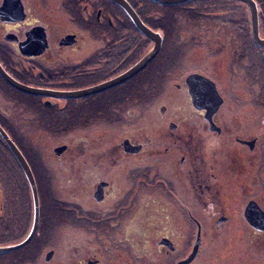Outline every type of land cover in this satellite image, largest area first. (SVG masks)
I'll return each mask as SVG.
<instances>
[{"label": "flooded vegetation", "instance_id": "obj_1", "mask_svg": "<svg viewBox=\"0 0 264 264\" xmlns=\"http://www.w3.org/2000/svg\"><path fill=\"white\" fill-rule=\"evenodd\" d=\"M128 1L141 17L143 4ZM151 1L168 6L145 11L155 26L141 17L162 34V49L164 25L171 21L173 48L167 70L159 72V52L122 83L86 95H66L116 78L154 42L112 0H0L2 66L24 84L64 94H29L0 75L8 84L0 82L1 98L7 103H0V117L7 127L0 124L13 140L33 142L25 128L35 124L55 131L58 138L78 131L74 137L83 136L91 149L105 148L89 155L98 173L81 169L80 176L74 175L73 191L92 182L86 202L46 198L42 190L61 189L62 182L58 188L55 182L56 165L47 169L42 159L45 169L36 172L18 146L40 196V222L31 239L37 237L38 246H30V241L1 251L0 264H179L190 256L200 235L198 252L187 263L193 264L205 239L203 223L216 220L220 225L232 217L244 218L247 235L264 236V47L254 40L250 7L242 0L168 5ZM255 1L264 37V0ZM58 7L91 35L87 44L92 49L96 45L92 56L80 60L73 54L82 48L77 32L51 41V31L59 25ZM162 94L168 103L161 104ZM126 140L138 149L126 150ZM6 146L10 152L4 155L15 158L31 191ZM66 149H54L55 162ZM110 162L118 166L104 169ZM1 166L2 247L19 244L29 235L34 206L29 223L25 184L6 185ZM72 170L74 174L76 168ZM235 174L237 182L232 184L229 175ZM224 183L240 190L233 214L224 206ZM5 190L12 197L8 217L2 207ZM181 239L195 242L180 246Z\"/></svg>", "mask_w": 264, "mask_h": 264}, {"label": "rangeland", "instance_id": "obj_2", "mask_svg": "<svg viewBox=\"0 0 264 264\" xmlns=\"http://www.w3.org/2000/svg\"><path fill=\"white\" fill-rule=\"evenodd\" d=\"M31 9L33 8L31 7ZM58 9V11L55 9V16L56 19H58L59 25L58 28L51 31V41L56 43L57 39L62 35L70 32H77L79 40H82V43L81 41L79 43V47L82 46V48L76 53L73 52V54L80 60L92 56L96 45L92 49V46L90 47L87 44L89 43L88 38H90L91 35L88 32L81 31L78 25H76L73 21H70L71 15L69 12L63 11L59 7ZM83 39H85L86 42ZM61 52L62 54L64 53V51ZM71 56L74 57L72 54ZM1 93L2 92H0V103L7 105V103H5L6 100L4 101L1 98ZM160 102L161 104H164L165 102L168 103L167 95L164 96V94H162L160 96ZM28 118H31L30 114ZM39 128V126L33 124L29 125L25 129H27L28 133L30 132V134L33 135V143L36 145V148H38L39 155L41 159L45 161L47 169L51 168L50 166L54 167L56 165L55 168L57 167V169L55 171L57 174H55V176L57 180H55V182H58L57 188L60 182H62L61 189H54L47 192L45 193V197L51 199L53 198V195H55V197L61 199H79L87 202L89 200V188L92 182L88 181L86 186L79 184L82 189L73 191V178L74 175L76 178L80 176L81 169L90 173L89 175H92L90 170H93L95 174L98 173V167L95 169L91 168L89 155L94 152L93 150L105 152V148L101 147L100 149H91L89 141L84 139L83 136L80 137L83 140L76 139L74 137L78 136V131H74L58 138L55 131L47 128H44V130ZM64 144L68 146L66 152L59 157L56 156L57 162H55L54 149L57 146ZM113 166L118 165H112L110 162L106 164L104 169L110 170ZM72 168H76L74 174ZM236 178V174L229 175L230 183L235 184L237 182ZM52 180L54 182V175H52ZM240 182H242L241 177ZM76 184L77 183H75V185ZM224 185V206H226L233 214L236 212L235 205H237L240 201V190L234 189L226 183H224ZM229 187L232 189H228ZM45 221V219H42V222ZM190 226L194 232L197 231V225L195 223H191ZM203 230L206 231V234L204 242L201 245V255L193 264H264V236L262 234L247 235V223L243 217H232L230 220L224 221L220 225L217 224L216 220L213 222L207 221L203 223ZM247 236H249V238ZM250 236L254 237L252 238ZM55 240L56 238L52 241L55 242ZM181 240L182 242H185V244L182 242L180 243L178 240L180 246H186V244L193 245L195 242V239ZM188 240L190 242H188Z\"/></svg>", "mask_w": 264, "mask_h": 264}, {"label": "water", "instance_id": "obj_3", "mask_svg": "<svg viewBox=\"0 0 264 264\" xmlns=\"http://www.w3.org/2000/svg\"><path fill=\"white\" fill-rule=\"evenodd\" d=\"M121 7L124 8V10L128 13L134 24L137 26V28L147 37H149L151 40H153L154 45L153 47L141 58L139 59L134 65H132L129 69H127L125 72L120 74L114 79L108 80L106 82H103L99 85L83 89L77 92H73L72 94H66V95H86L89 93L97 92L109 87H112L114 85H117L119 83H122L131 77L135 76L138 72H140L142 69H144L148 63L159 53L162 43H163V36L161 35L160 32H157L153 30L151 27H149L143 20L142 18L138 15V13L135 11L133 6L130 4L128 0H112ZM156 2L162 3V4H175V3H181L187 0H154ZM245 1L249 7H250V14H251V21H252V31H253V36L254 40L257 45L263 46L264 47V37L260 35V30H259V13H258V6L255 0H242ZM0 75L8 81L12 86L15 88L29 93V94H35V95H64L58 91L55 90H49V89H44V88H37L33 87L27 84H24L14 78L12 75H10L5 68L2 66L0 62ZM0 135L4 139L5 143L8 145V147L11 149L13 154L15 155L16 159L18 160L21 168L23 169L28 182L30 183L31 186V192H32V199H33V206H34V216H33V223H32V229L29 233V235L25 238V240L19 244L16 245H11V246H0V252L4 250H8L11 248H16L25 245L26 243L30 242L31 239L34 237L38 226L40 222V196L38 192V187L36 184V179L34 176V173L32 171V168L30 164L28 163L27 159L23 155L22 151L18 147V145L14 142V140L10 137V135L7 133V131L4 129V127L0 124ZM124 144L126 145V150H137V147L130 146L131 143L129 141H125ZM67 148L66 145H62L59 147L55 148V152L61 153ZM101 189V186H100ZM261 229H264V222L262 221V226ZM199 231H201V225L199 224ZM200 235L198 239L196 240V243L194 244V249L190 256L180 262L179 264H187L189 263L197 254L198 252V247L200 244Z\"/></svg>", "mask_w": 264, "mask_h": 264}, {"label": "trees", "instance_id": "obj_4", "mask_svg": "<svg viewBox=\"0 0 264 264\" xmlns=\"http://www.w3.org/2000/svg\"><path fill=\"white\" fill-rule=\"evenodd\" d=\"M132 4H134L135 6H139L140 3L143 4V7L140 9L141 12V17L149 24L155 26V23L153 21H151V17L150 15H146L145 11L151 10L152 8H156L158 7H168V6H161L159 4H155L154 2H152L151 0H130ZM114 4V3H113ZM145 7V8H144ZM144 9V10H143ZM147 14H150L149 12ZM167 20V19H166ZM168 21V20H167ZM170 19L168 21V23H166L165 26V33H166V40H165V46L163 47V49L160 51L158 57H159V72H163L165 70H167V66L169 63V51L172 47H170L169 45V38L170 35H168L169 31H170ZM0 82L4 83L5 85L8 86V84L0 77ZM0 123L6 128V124L4 123L3 119L0 117ZM14 140L16 141V143L18 144V146L21 148V150H23L25 152V154L28 157V160L31 164V166L33 167V169L37 172L38 170H42L43 168V164H42V159L39 155V151L38 148H36V145L30 141V142H26L23 141L21 139L18 138H14ZM3 151H9V149L7 148L5 142L3 139H1L0 137V164H2L1 169H2V180L6 185H9L11 183H20L23 182L25 184V188L27 190V195L23 198L24 200L27 201V206L29 205L30 207V212H29V223L32 222V216H33V212H32V203H33V199H32V194L30 189H28L27 187V180L25 179L24 175L22 174V172L20 171L15 158L11 155V153H9V155H4ZM10 152V151H9ZM12 170V174H10L9 170ZM45 169V166L44 168ZM43 179H45V176L43 177ZM44 181V180H43ZM38 183L39 186L41 184L40 178H38ZM43 191V195L44 192H50L48 191ZM9 190H5V196H4V203L2 205V207L4 206V217H8L9 213L7 211V206H9L10 204H12V197L10 195ZM47 198V197H46ZM0 214L1 211H0ZM46 221H48V219H46ZM38 240L37 237H35L31 243L30 246H38V243L36 244V241Z\"/></svg>", "mask_w": 264, "mask_h": 264}, {"label": "bare ground", "instance_id": "obj_5", "mask_svg": "<svg viewBox=\"0 0 264 264\" xmlns=\"http://www.w3.org/2000/svg\"><path fill=\"white\" fill-rule=\"evenodd\" d=\"M136 27H137V26H136ZM153 30H154V29H153ZM157 32H159V31H157ZM161 35H162V34H161ZM152 41H153V40H152ZM153 45H154V44H153ZM162 45H163V43H162ZM152 47H153V46H152ZM161 49H162V47H161ZM161 49H160V50H161ZM159 52H160V51H159Z\"/></svg>", "mask_w": 264, "mask_h": 264}]
</instances>
